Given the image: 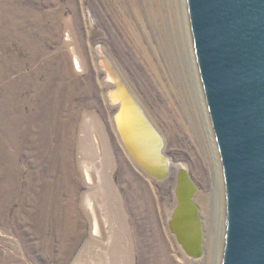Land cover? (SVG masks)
I'll list each match as a JSON object with an SVG mask.
<instances>
[{"label": "bare ground", "instance_id": "1", "mask_svg": "<svg viewBox=\"0 0 264 264\" xmlns=\"http://www.w3.org/2000/svg\"><path fill=\"white\" fill-rule=\"evenodd\" d=\"M79 1L84 2V0ZM90 2L93 6H91L92 17L96 24L94 33H105L109 37L108 40L112 39L123 59V64L131 75L129 77L134 87L126 77L124 69L119 68L108 53L112 63L118 68L121 76L130 86V90L135 93L148 115L147 117L160 129V132L162 131L165 142L168 138L173 150L184 157L182 162L174 160L170 156L172 169L175 168L179 171L183 167L187 170L192 169L198 174L201 187L197 188L193 200L199 208L202 223L203 252L199 257L190 256V260L195 264H222L223 249H225V240H227L226 223L228 222L226 178L201 80L193 30L190 28L188 1L90 0ZM7 12L15 16L19 15L17 7L15 10L13 9V12L9 10ZM23 17L25 18L27 15L24 14ZM13 22L14 30L17 32L18 29L19 31L18 34L14 33L15 38L12 41H16V45L14 44L16 48L13 49L16 56H22L25 50L30 48L28 44L31 42L32 34L23 28L21 20L12 19V24ZM46 30H41L37 38L45 36ZM101 47L102 50L106 49L104 46ZM71 49L74 53L72 61L75 69L84 71L86 64L78 56L77 47L74 46ZM30 50L32 53L31 48ZM104 51L107 53L106 50ZM95 52L98 55V63L102 56L97 50ZM41 57H45V62L44 64L38 63V66H35L34 58L27 61L19 59L14 65L2 68L5 70L4 72L1 70L3 80H7L11 72L18 73V71L26 69L27 66L31 68L29 70L31 74L27 77L22 74L17 80L10 81L11 89L15 87V94L12 95L8 89L5 91V100L0 106V128H3V131L9 135V129L12 131L11 138L13 139L11 141L18 146L17 151L24 152V149L29 147L30 153L34 152L35 155L31 157L24 153L22 161H26L23 164L25 174H22L21 168L17 164L18 160H21L20 158L8 159L0 154V201L7 200L3 202L5 207H9L11 203L14 205L19 203L20 214L25 212L28 217L30 216L31 221L45 224V226L62 221L61 223L64 225L61 235L63 240L69 237L80 238L77 229L78 226L82 227V214L79 220L71 216L74 211L81 212L83 205L91 214L93 234H100L102 227L95 201L98 197L107 201L116 191L112 184V176L107 170L111 166L112 173H118L119 180L128 182V186H119V190H124L125 193L127 190L129 191L127 199L130 202V210L127 212L129 217L127 222L132 220L136 222V225L132 223L133 226L131 225L127 231L128 242L126 246H123L125 254L123 263L177 264L178 258L174 250V243L167 232L163 215L158 208L159 198L154 193L151 184L141 175H139V179H134L131 169L136 170V168L121 152L120 154L116 153L118 166L114 169V162L112 166L107 149L102 147L100 140L105 142L103 137L99 138L96 135L97 144L93 146L87 140L88 136L81 139L80 135L75 133L79 129L76 123L79 115L74 110L67 113L60 107L59 99L69 91L72 92L71 97L77 95L79 79L74 78L72 82L67 83L71 71L64 55L57 53L56 56L47 54V56L42 55ZM38 61L40 62V60ZM99 67L103 69L100 65ZM46 71H51L50 85H46L47 91L44 95L37 92L38 94L33 100L37 85L45 77L44 72ZM53 71L55 72L52 73ZM105 75L106 71L103 75L104 79ZM58 78L67 83L62 95H60V89L55 86L58 82L53 83ZM30 79L32 80L30 81ZM104 82L109 87L111 86L106 80ZM22 87L25 91L21 90ZM22 91L24 93H21ZM107 92L108 89L105 93L110 104ZM87 132L90 136V132ZM5 135L4 132L0 134V143L2 144H0V149L8 143V138H5ZM74 146H78V150L82 148L81 150L84 151L83 157L77 164H73V152L71 151ZM165 149L166 147H164V151ZM98 153L104 157V164H95L91 168L90 163L101 157L98 156ZM101 166H104V170L101 173L102 182L100 183L96 179L95 172ZM178 177L176 182H178ZM81 178L88 184L85 201L79 194L83 183ZM22 179H25L23 185ZM176 182H174L175 186H177ZM136 186L141 190V193L137 188L135 190ZM134 190L140 194L139 198L136 197L137 194ZM176 195L175 187L173 206L167 211V228L169 229L175 208L178 206V196ZM97 201L100 203L99 200ZM133 202L138 203L136 209L133 207ZM35 226L40 228L37 224ZM50 232L52 233L51 230ZM95 240L98 243L102 241V239ZM91 242L93 240L88 243ZM117 245L118 241L115 240L111 247L113 256L119 254ZM176 245L180 251L181 261L188 259L189 255L177 238ZM69 253L59 257L61 250L57 246L49 250L50 258L56 264H65L64 261L68 260ZM82 255V253L80 256L77 255V261L82 258ZM137 256H139L138 259H136ZM2 264L19 263H15L11 258L10 262L6 259Z\"/></svg>", "mask_w": 264, "mask_h": 264}, {"label": "water", "instance_id": "2", "mask_svg": "<svg viewBox=\"0 0 264 264\" xmlns=\"http://www.w3.org/2000/svg\"><path fill=\"white\" fill-rule=\"evenodd\" d=\"M227 187V240L222 264H264V0H186ZM115 127L138 168L168 178L165 139L112 59L98 45ZM171 230L189 256L202 255L198 186L179 169Z\"/></svg>", "mask_w": 264, "mask_h": 264}, {"label": "rangeland", "instance_id": "3", "mask_svg": "<svg viewBox=\"0 0 264 264\" xmlns=\"http://www.w3.org/2000/svg\"><path fill=\"white\" fill-rule=\"evenodd\" d=\"M79 2V0H0V106L5 100L4 96L7 89L10 90L12 95L15 94V87L11 89L12 87L10 85V81L12 82L17 80V78L22 74L25 77L31 74L29 72L31 68H29L30 66H27L26 69L20 70L18 73L11 72L7 77L8 79L6 78L7 80H3L2 71L4 72L5 70H2V68L5 69L14 65L19 59L27 61L30 60V58H34L36 63L35 66H38L41 62L42 64L45 62V57H41L42 55L47 56V54H50L52 56H56L57 53L59 55H64L67 58L66 61L69 63L71 71L67 83L72 82L74 78H76V80L79 79L78 94L71 97L70 94L72 92L69 91L66 92V95L61 96L59 99L60 107L65 109L67 113L70 110H74L77 115H79V119L76 122L78 124L77 128L79 129L76 130L75 133H78L81 139L88 136L87 140L90 141L93 146H96L97 144L95 141L96 135H98L99 138L103 137L105 142L100 140L102 147L107 149V154H109V160L112 162V166L114 162V169L118 166L116 161L117 152H119V154L121 152L124 157L126 156L128 161H131L132 165L136 168V170L134 168L131 169L134 173V179H139V175H141L149 184H151L154 193H156L159 198L158 208L163 215V221L167 232L173 240L174 250L175 253H177L176 256L178 258L177 264H195L190 260V256H187L188 259L181 261L180 251L176 245V235L171 231V228H167V211L168 208L171 209L173 206L175 197L173 195L176 187L174 182L177 180L179 171L175 170V168L171 169L172 172L170 176L164 180H156L148 176L144 171L138 168L136 163L126 151L123 143L120 141V136L116 128H114L115 124L112 115L114 114L116 107L108 103L105 92L109 85L104 82L105 79L103 78V75L105 74V71L101 69L97 63L98 55L95 52V48L98 47V45L104 46L106 48L104 50L107 51V54L109 53L114 60V63L119 68L124 69L123 71L127 74L126 77H128L130 84L133 86L131 78L129 77L131 75L125 67V64H123V59L121 58L119 50H117L118 48L112 39L110 38L108 40L109 37H107L108 35L105 33H94L96 24L94 23L95 21L92 17V2H90V0H84V2H80V4ZM16 7L18 9V16L7 12L8 10L13 12V9L15 10ZM24 14H26L27 17L24 18ZM12 19L21 20L23 28L25 30L27 29L28 32L32 34V36H30L31 42L28 44V46L32 49V53H30L31 50L29 48L28 50H25L24 55H15L14 49L16 48V41L12 40L15 38L14 33L16 31L14 30V22L12 24ZM51 25H54L55 27ZM50 28L52 29L50 30ZM41 30H46L47 33H45V36L37 38L39 36L38 33H40ZM48 30L50 31L48 32ZM18 32L19 31L17 29L16 33L18 34ZM74 46L78 49V56H80L86 64V69L84 71L76 70L74 67V62L72 61L74 59V53L71 49ZM38 60H40V62ZM50 72L51 71L44 72L45 77L40 81L39 85H37L38 88L33 96L34 98H32L33 100H35L38 93L44 95L47 91L46 85H50ZM54 72L55 71L52 73ZM31 80L32 79H30V81ZM56 82L58 83L55 86L60 89V95H62L63 89L67 83L61 78H58L57 81H53V83ZM21 90H24V88L22 87ZM24 91L21 93H24ZM87 131L90 132V136ZM3 132L6 134L4 137L8 138V143L5 144L4 148L0 149V154H2L5 158L8 157V159L15 157L17 159L20 158L21 160H18L17 164L21 168L22 174H25L23 164H25L26 161H22L23 155L26 153L27 155L33 157L35 153H30L28 150L29 147L25 148L24 152L17 151L16 149L18 146L11 141L13 139L11 138L12 131L9 129V135L6 131H3V128H0V134ZM165 143V153L167 156H171L174 160L183 162L184 157L173 150L168 138H166ZM73 148L74 149L71 151L73 152V164H77L81 157H83L82 155L84 154V151L81 150L82 148H79L80 150H78V146H74ZM98 156L101 157H98L97 160L90 163L89 166H91V168L95 164H104V157L100 155V153H98ZM103 170L104 166H101L95 172L97 177L96 179H98L100 183L102 182L101 173ZM107 170L112 176V184L116 188V191L112 194L111 198H108L107 201L102 197L96 198L95 202L97 203V215H99L98 218L100 226L102 227L100 233L101 235L93 234L92 219L90 218L91 214L87 209H85V207H83V205L81 207V212H78V210L74 211L71 216L75 219L78 218L79 220V217L82 214V227L78 226L77 229L78 237L80 238L77 239L75 237H69L63 240L61 236L64 229V225L61 223L62 221H58L54 225L49 224L45 226V224L36 223L33 220L31 221V218H29L30 216L28 217L25 212L20 214L18 210L19 203H16V205L11 203L9 207H5V203L3 202H6L7 200H3V202L0 201V207H2L0 209V264H2L6 259L10 262L11 258L15 261V263L19 264H56V262L52 260L49 255V250L55 246L61 250V255H58L59 257L62 255L65 256L71 251V253H69L70 255L68 260L64 261L65 264H112V262L113 264H122L124 262L123 257L125 255L123 246H126V243L128 242L127 231L132 223L133 225H136V222L132 219V221L127 222V220H129L127 212L130 210V202H128L127 199V193H129V191L127 190L125 193L124 190H119V186H128V182L125 180H119L120 178L118 173H116L117 175L115 172L112 173L111 166H109ZM189 173L196 185L201 187L198 180V174L192 169L189 170ZM24 180L22 179V185L25 183ZM82 181V188L79 191V194L82 200L85 201V191L88 188V184L84 181V179H82ZM136 188L138 189V192L141 193V190L137 186L135 187V190H137ZM138 192H136V197L139 198L140 194H138ZM97 200H99L100 203H98ZM133 203V207L136 209L138 203ZM35 224H37L40 228H37ZM132 228L134 229V227ZM79 230L81 231L80 236ZM152 237L154 238V236ZM95 239H102V241L101 243H98ZM90 240H93V242H91L92 244L88 243ZM115 240L118 241V256L112 255L111 247ZM219 245L220 242L218 243V248ZM80 253L83 254L81 256L82 258L77 261V255L80 256ZM138 258L139 256H137L136 259ZM56 261L58 262L59 258Z\"/></svg>", "mask_w": 264, "mask_h": 264}]
</instances>
